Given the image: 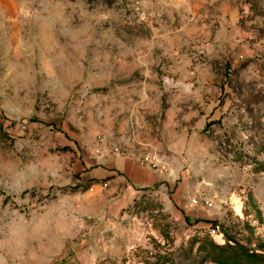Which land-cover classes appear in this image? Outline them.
<instances>
[{"label": "rangeland", "instance_id": "rangeland-1", "mask_svg": "<svg viewBox=\"0 0 264 264\" xmlns=\"http://www.w3.org/2000/svg\"><path fill=\"white\" fill-rule=\"evenodd\" d=\"M149 155L161 183L96 188ZM261 163L264 0H0V264H199L206 239L264 264Z\"/></svg>", "mask_w": 264, "mask_h": 264}, {"label": "crops", "instance_id": "crops-1", "mask_svg": "<svg viewBox=\"0 0 264 264\" xmlns=\"http://www.w3.org/2000/svg\"><path fill=\"white\" fill-rule=\"evenodd\" d=\"M95 173L96 188L112 196L119 206L130 202L142 190L152 188L164 180L160 170L128 158L118 160L112 167H98ZM104 183H107L106 187Z\"/></svg>", "mask_w": 264, "mask_h": 264}, {"label": "trees", "instance_id": "trees-1", "mask_svg": "<svg viewBox=\"0 0 264 264\" xmlns=\"http://www.w3.org/2000/svg\"><path fill=\"white\" fill-rule=\"evenodd\" d=\"M258 169L264 171V163L258 165ZM210 235V234H209ZM199 250L204 255L199 264L213 261L219 264H262L263 254L251 250L238 242L229 239L224 244H216L213 240H204Z\"/></svg>", "mask_w": 264, "mask_h": 264}, {"label": "built area", "instance_id": "built-area-1", "mask_svg": "<svg viewBox=\"0 0 264 264\" xmlns=\"http://www.w3.org/2000/svg\"><path fill=\"white\" fill-rule=\"evenodd\" d=\"M143 164L146 166H149L153 169H156V170H162V169L164 170L166 168L165 164H163V162L155 155L154 156L153 155L147 156L145 158V163H143ZM103 186L106 187L107 183H104ZM192 202L195 204H198L201 202V204H203L207 207L213 206V201L210 200L206 196H201L199 198L193 197ZM208 231H209L210 236H212V237L223 236V233L221 232V225L219 223L209 226Z\"/></svg>", "mask_w": 264, "mask_h": 264}]
</instances>
